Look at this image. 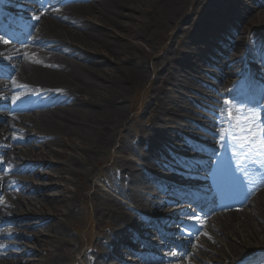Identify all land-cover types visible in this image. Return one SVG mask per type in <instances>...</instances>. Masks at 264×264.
Here are the masks:
<instances>
[{"label":"bare ground","instance_id":"6f19581e","mask_svg":"<svg viewBox=\"0 0 264 264\" xmlns=\"http://www.w3.org/2000/svg\"><path fill=\"white\" fill-rule=\"evenodd\" d=\"M11 1L13 0H3V2L8 3ZM153 1H155V7L151 11L149 8L152 7L151 2ZM185 3L186 0H52L50 2L53 7L51 10H46L45 8L47 7H45L43 11L39 12V15L35 16L34 21L37 24L34 26L33 35H27L24 38L27 44L22 45L17 53L11 49L12 44L10 42L7 41L5 43L6 40H0V56L4 54L13 55L12 57H0V71L9 77L6 80L0 79V84H2L0 92L4 91V93L0 94V101L9 103L10 107L9 112L5 114V116H9L7 126L11 130L7 139L10 141H17V139L22 142L31 141L33 144L39 142L42 147L38 152L39 154H44L43 147L51 145H59L63 149L65 147L70 148L75 153L73 158L66 164L64 163V165H67L64 170L61 168L57 171V179L59 181L54 186H50V188L53 187L56 190V193H49V188L43 186L17 181L19 193L20 191L24 193V197H22L19 194H14L8 185H4V179L0 175V215L2 218L24 215L32 210L38 214H46L47 205L40 203L39 206H36L35 203L31 202L32 199L47 201V203L59 201L61 206L51 207L52 213L55 215L53 220L36 217L29 220L27 224L30 228L37 227L36 233L41 237H47L51 232L66 233L65 222L70 220L73 214L72 211L75 208V202L69 196L68 188L62 183L66 179L64 172L80 175L83 178H91L93 176L91 167L80 170L78 163L87 165L96 162L99 156L113 146H117L123 153H131L140 157L147 165L156 168L158 171H163L165 170L164 166L156 162L154 156L160 155L161 150L176 136L174 129L181 127L187 131L190 124L195 123V138L186 143L182 158L178 160L179 165L188 168V166H192L191 163L194 161L207 160L214 162L215 165L209 173V181L214 190L217 191L219 189V177L227 172H237L235 169L238 161L245 159L250 163V167H261V171L259 173L255 172L253 175L246 176L244 171L241 173V180L246 183L242 192V200L244 201L246 195L251 191H254L256 196L255 200L249 203V207L241 206L234 210H224L217 213L216 216L222 228L225 226L233 227V223L235 224L239 220L237 226L244 229L245 233L250 236L255 229H259V227L264 229V225L258 222L262 221L264 223V151L259 150L260 139L258 135L260 130H264V101L261 106L253 107L249 114V126L254 127V131L257 133L256 150L249 149L243 154L236 156L229 153L224 155L219 152L215 160L212 158L208 159L205 155H202L204 152L208 154L212 152L214 154L215 150L220 147L221 152L224 149V137L215 135L216 137L214 138L208 135V131L213 130L217 133L223 131V126H225L227 119L226 100L219 101L216 116L207 115V119L197 118L199 110L196 105H200L198 102L202 100L195 95L189 99L188 94L194 91H203L205 84H208V82H204L207 74L193 67L190 60L193 53H187L185 48L190 43H194L197 39L204 37V33L211 27L212 22L217 20L221 14L226 15L227 11L223 10L220 0H211L201 6L199 10L197 9L198 3L190 2L189 5H185ZM255 4L258 8L261 23L264 25V0H255ZM159 5L169 14L174 10L184 11L187 8L192 12L198 11L199 15H201V20L193 31L194 36L189 38L190 40L185 42L184 46L178 49L177 52L175 51V54L165 58L166 62L163 65L164 74L160 77L158 76L160 84L156 88L157 91L155 90L152 95L156 101L155 118L146 132L142 133L138 142L141 146L137 148L129 143L125 133L128 123L126 120L127 109L125 101L130 87L134 88L142 79V68L144 65L139 62L137 57L140 52L145 54L146 52L137 44H129L127 46V49L129 48L128 50L132 54V59L134 58L137 64L135 65L136 67L133 66L131 68L130 74L122 76L123 78H120V81H115L111 84L113 101H110L108 106H102L91 100L94 97L92 89L97 86L96 78L80 63L73 62V58L86 55L88 53L86 51L96 52L95 42H106V37L114 34L112 29L125 25V22L121 21L122 17H131V12L135 11L156 14V9ZM127 11L129 12L128 14ZM248 13L249 10L245 9L231 19L235 21L236 25L230 28V33L227 34L234 45L238 44L239 40L234 36L233 32L245 21ZM217 28L218 26L215 29ZM247 28H249V22H246L240 31L245 35ZM223 30L224 28L219 29V31ZM251 34L253 38H258L259 36L255 32ZM146 40L149 43L152 42L150 37L146 38ZM238 55L235 54L227 62L229 67L233 62L237 61ZM247 59L252 62H264L263 55L260 56L257 53H250ZM245 66L253 72L252 74L260 73L261 68L258 65L248 63ZM189 72H194L197 76L190 78L187 76ZM252 78L255 80L243 78L234 85L232 91L233 99L235 98L234 96L238 98L250 97L253 100L259 98V96H255V92L264 90V80L261 81L255 76H252ZM220 80L225 84L229 83L223 78H220ZM167 84L173 86L171 92L166 89L165 86ZM224 88L226 89L227 86H224ZM190 101H195V105L192 104L193 102L190 103ZM62 105H66V107L62 110L63 113L59 114L58 112L61 110ZM15 111L23 113L17 114ZM29 113H31L30 119L28 117ZM166 115H172L173 117L166 119ZM38 120L42 121L43 124L41 132H36L30 138L26 134L17 135L15 133L19 131L26 133L32 127L37 128L35 122ZM214 125L218 127H213ZM117 134L118 138L116 139ZM75 138L80 139L81 144L69 143L71 139ZM3 145L4 140L0 139V148ZM231 147H233L232 140ZM4 148L8 149L6 143ZM15 148L11 144L8 154L9 156L17 154L18 161H24V171L35 175L39 167L52 169L51 164L47 162H25L24 157L28 159V155L22 147L19 148L18 152L15 151ZM5 161L3 157H0V169L5 167ZM114 167L117 166L114 165ZM197 167L205 168L204 166ZM118 168L129 176V184L117 189L110 184L112 189L122 194L129 202L135 203V205L138 204L144 211L153 216L166 210L164 207L165 203H168L167 198L158 199L156 194L152 195L149 204L146 205V203L142 202L144 195L141 193L140 188L145 184L144 188L154 192L155 187L149 184L150 182L158 183L154 178L146 175L144 170L139 171L125 166ZM172 175L176 179H183V175L180 172ZM42 177L52 178V175L48 173ZM23 178L25 181L30 180V176L28 177L27 175H24ZM4 187H7L8 191L4 190ZM27 195L31 196L29 200V203L33 206L31 210H29V206L23 200ZM112 202L115 204L116 201L113 200ZM221 203L222 198L220 196L211 201L212 207ZM121 205L118 209L107 208L106 212L98 209V213H103L114 223L108 235L101 237V245L95 246L98 257L91 264H128L118 261L119 259L116 258L115 252H122L126 240L132 239L131 227L135 229L140 227L141 229L143 222L141 217H138V214H131L125 210L128 208L127 204L122 203ZM195 231H197V227H195ZM3 232L5 231H0V258L5 259L6 264H11L13 257L12 253H10L11 250H9L11 245L3 238L7 237V233L9 236L16 234H11L9 231L7 233ZM199 232L200 234L197 238H201V240L207 241L215 238V232L207 227L201 228ZM141 233L144 237L143 239L137 238V242L139 243L138 248L143 252L133 259L132 264H175L169 262L171 258L156 256L154 254V252H157L156 249H149L156 238L161 236L159 231H153L144 226V229H141ZM194 243L195 241L191 242V244ZM61 246L63 245L50 244L52 264H63L64 258L60 252ZM244 246L245 242L233 245V249L230 251L231 255H229L233 257L242 255L245 251ZM195 251H199V249L195 247ZM24 254L33 256L35 264H48L42 257V251L38 252L30 249L24 251ZM15 263L22 264L17 260Z\"/></svg>","mask_w":264,"mask_h":264},{"label":"rangeland","instance_id":"374dc122","mask_svg":"<svg viewBox=\"0 0 264 264\" xmlns=\"http://www.w3.org/2000/svg\"><path fill=\"white\" fill-rule=\"evenodd\" d=\"M51 1L13 0L8 3L0 0V40L5 39L10 42L12 44L11 49L17 53L22 45L27 44L24 38L27 35H33L34 26L37 24L34 21L35 16L39 15V12L41 10L43 11L45 7H47L45 8L46 10L53 8L50 5ZM209 1L211 0H186L185 5H189L190 2L198 3L197 9L199 10L201 6L207 4ZM220 1L223 5V10L227 11V14H221L220 17L224 18L218 17L217 20H214L211 27L208 28V31L204 33V37L197 39L194 43H190L185 48L187 53H193V56L190 57L193 67L204 71L207 74L204 82H208V84H205L203 91L191 92L188 94V98L190 99L194 95L201 98L202 105L198 106L200 110L198 114L199 118L206 119L207 113L213 115V112L209 111L208 107L210 110L216 111L219 101L223 99L226 100L227 117L228 113L232 112L234 114L233 119L236 116H244L249 120L251 109L254 106L261 105V102L264 101V90L257 92L259 101H254L250 97L238 98L234 96L235 98L233 99L232 90L236 81H241L240 78L245 77V75L246 77L251 75L245 67L248 63L260 66V73L252 75L264 80V62H252L247 59L250 53H257L264 57V25H262L260 16L258 15L259 12L255 0ZM151 4L152 7L149 10L152 11V8L155 7V1L151 2ZM245 9H248L249 13L246 15L245 21L235 30L236 33L235 31L233 32L234 36L239 40V43L234 45L230 41V36H228L230 28L236 25L235 21L231 19ZM200 20L201 15H199L198 11L192 12L188 8L184 11L174 10L169 14L159 5L156 9V14L131 12V17L121 18V21L125 22L123 27L112 29L115 35L112 34L106 37V42L94 43L97 49L96 52L86 51L88 52L86 55L73 58V62L80 63L96 78L97 86L92 89L94 97L91 100L102 106H108L110 101H113L111 84L115 81H120L119 79L123 78L122 76L130 74L132 71L131 68L137 64L134 58L132 59V54L128 50L129 48L127 49V46L129 44H137L146 52V54L140 52L137 57L139 62H142L144 65L142 68V79H140L134 88L130 87L125 101L127 109L126 120L128 121L125 133L129 143L135 145L137 148L141 146L138 142L141 139L142 133L146 132L155 118L154 109L156 101L152 95L155 93V90L157 91L156 88L160 84L158 76L160 77L164 74L163 65L166 62L165 58L175 54V51L177 52L178 49L184 46L185 42L190 40L189 38L194 36L193 31L196 29ZM246 22H249V28L246 29L247 33L244 35L240 30ZM216 26H218L217 29H215ZM222 28L224 30L219 31ZM252 32L258 33V38H253ZM148 37L151 38V43L146 40ZM235 54H239L237 61L233 62L229 67L227 62ZM6 56L12 57L13 55L4 54L0 57ZM213 56L224 59H216ZM188 74L187 76L190 78L197 76L194 72H189ZM220 78L227 80L229 83H223ZM0 79L6 80L9 77L0 71ZM1 86L2 84H0V91L2 90ZM224 86H227V88L225 89ZM165 87L170 92L173 90V86L171 85L167 84ZM1 93H4V91ZM211 101L212 103L208 104ZM192 104L195 105V101ZM64 107L66 105H62L61 110L58 112L59 114L63 113L62 110ZM9 110V103L0 101V139H3L4 145L6 143L8 146V149L4 148V145L0 148V157L6 160L5 167L0 169V175L4 179V185H8L14 194H19L22 197H24V193L21 191L19 193L16 184L17 181L21 183L28 182L35 186H43L49 188V193H56V190L53 187L50 188V186H54L59 181L57 179V171L61 168L64 170L67 166L64 163L66 164L73 158L75 153L70 148L65 147L63 149L59 145H51L43 147L44 154H39L38 152L42 148L39 142L33 144L31 141L22 142L18 139L17 141H10L7 139L11 132L7 126L9 116H5ZM15 112L18 114L23 113L20 111ZM30 114L28 116L29 119L31 118ZM165 117L168 119L173 116L166 115ZM39 120L35 122L37 128L32 127L26 133L20 131L15 133L17 135L26 134L30 138L36 132H41L43 124ZM229 122L228 119L226 122V133L229 129ZM190 126L193 127V125ZM192 127L187 131L181 127L174 129L173 131L176 136L161 150L159 156H154V160L166 168L163 171H158L156 168L147 165L140 157L131 153H123L117 146H113L109 147L99 156L96 162L87 165L78 163L80 170L91 167L93 173L91 178H83L80 175L64 172L66 179L62 183L68 188L69 196L75 202V208L72 211L73 214L70 220L65 222L66 233L51 232L47 237H41L36 233L37 227L30 228L27 224L29 220L36 217L53 220L55 215L52 213L51 207L61 206L59 201L47 203V201L37 199L31 200L36 206H39L40 203L46 204L48 207L46 214H38L32 210L30 213L20 214L16 217L2 218L0 215V231H5L3 233L9 231L11 234H16L9 236L7 233V237L3 238L11 245L9 247V250H11L10 253L13 255L11 264H17L15 263L16 260L22 264H35V258H32L33 256L24 254V251L30 249L38 252L42 251V257L48 264H52L50 244L63 245L60 248V252L64 258L63 264H91L98 257L95 246L101 245V237L108 235L114 223L106 215H103V213H98V209L105 210L106 212L107 208L118 209L122 206V203L127 204L128 208L125 210L128 213L133 214L135 212L145 218V220L143 218L142 230L147 225L152 230L158 229L163 232L164 236L156 239L154 245L151 246L154 249H159V254L163 256L169 254L168 256L173 257L171 260L172 263L264 264V229H260L259 227L250 236L245 233L244 229L237 226L239 220L235 224L233 223L234 228L230 226L222 228L215 213L224 211L226 208L214 207L210 209V213H205L202 208L203 204H206V202L213 199L216 195L209 185L207 178L214 163L204 160L192 163L193 166L204 165L206 168H210L205 170L194 169V167L185 168L176 162L183 154L184 144L187 140H192L195 136L193 132H190L193 131ZM214 127L218 126L214 125ZM209 132H211V136L212 134L216 135L213 130ZM117 138L118 134L116 135ZM72 142L81 144L78 138L69 141V143ZM11 144L16 147V152L19 151L20 147L23 148L28 155V159L24 157L25 162H47L51 164L52 169L39 167L35 175L24 171V161H18L17 154L15 156H9L8 154ZM218 150L216 149V156ZM203 155L215 159L213 158L215 155L213 156L208 153H204ZM114 165L117 167H114ZM120 166L132 167L139 171L144 169L146 175L159 181V183L155 184L154 182L149 183L152 187H155V193L144 188L145 184L141 186V193L144 195L142 202L146 203V205L149 204L152 193L156 194L158 196L157 198H170L165 205V213L157 216H148L142 207L129 202L122 194L115 191V189L128 186L129 184V176L118 168ZM179 172L183 175V179H176L172 175L173 173ZM48 173H51L52 178L42 177ZM24 175L30 176V180L25 181L23 178ZM110 184L114 185L115 189H112ZM4 190L8 191V188L4 187ZM172 190H176L177 192H173ZM25 197L23 200L29 206V210L33 209V206L29 203L31 196L27 195ZM238 198L236 197V200ZM253 199L254 196L250 195L248 201ZM113 200L116 201L115 204H113ZM234 203L235 200L228 197L222 207L230 206ZM245 207H249V204H246ZM162 220L169 221L168 230L163 229V225L159 222ZM258 222L264 225L262 221ZM193 223H202L206 227H212L211 230L215 232V238L207 241L197 238L200 232L191 230L190 225ZM141 229L140 227L137 229L131 227L132 239L126 240L122 252H115L116 258L119 259L118 261L132 264V259L135 258V254L140 252V248H138L139 243L135 237L136 235L142 239L144 237ZM193 241L195 243L191 244ZM239 242H245L244 253L237 257L230 256L233 245H238ZM195 247L199 248L197 254H193ZM178 256H180V259H175ZM6 263L5 259L0 258V264Z\"/></svg>","mask_w":264,"mask_h":264},{"label":"snow or ice","instance_id":"6c2138e0","mask_svg":"<svg viewBox=\"0 0 264 264\" xmlns=\"http://www.w3.org/2000/svg\"><path fill=\"white\" fill-rule=\"evenodd\" d=\"M7 43V41H5ZM234 114L228 113V119L231 121L228 136L231 137L233 142L234 153L233 155L243 154L245 151L251 149L256 150L257 133L254 131V127L249 126V120L244 116H236L233 119ZM216 135L224 137V133H216ZM259 150L264 151V130L259 131ZM192 168L193 166H189Z\"/></svg>","mask_w":264,"mask_h":264}]
</instances>
